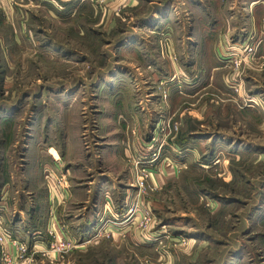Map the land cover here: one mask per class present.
<instances>
[{
    "label": "rangeland",
    "instance_id": "obj_1",
    "mask_svg": "<svg viewBox=\"0 0 264 264\" xmlns=\"http://www.w3.org/2000/svg\"><path fill=\"white\" fill-rule=\"evenodd\" d=\"M256 7L264 0L0 4V213L19 200L27 221L21 240L14 222L0 225L29 249L72 244L31 264H264ZM49 151L65 190L46 241L30 215L52 209L36 190Z\"/></svg>",
    "mask_w": 264,
    "mask_h": 264
},
{
    "label": "crops",
    "instance_id": "obj_2",
    "mask_svg": "<svg viewBox=\"0 0 264 264\" xmlns=\"http://www.w3.org/2000/svg\"><path fill=\"white\" fill-rule=\"evenodd\" d=\"M256 8L258 9L259 7H256ZM263 10H264V7H260L259 13H263ZM219 41H221V40L219 39ZM260 52H261V58L264 59V37L262 38V46L260 48ZM223 69L224 68H217L216 70L221 71ZM51 156H53V155L51 154L50 151H49V155L44 154L43 159H51V160H49V162H47L46 160L43 163L40 162V168L39 167L38 168L40 170V173L42 174V167L44 166L43 172L45 174V178H44L45 182L41 181L43 184L41 182H39L38 187L37 188L35 187V188L37 191L42 190V189L45 191V194L43 195L44 196L43 199L45 198L47 200V202H49V205H50V202L52 203V209L50 207V209L46 212V214L45 213L42 214V213H40L41 212L40 210L34 209L30 215V222L33 221L36 224V226H38L37 230L34 229V231H35L34 234L40 235L41 237L39 236V238L44 239V240L46 239V241L48 239V237L46 236V233H45L46 229L54 231L55 233H57V230H56L57 229V223L56 222L59 221L60 218H59L58 214L55 213L53 207L56 206L55 209H57L58 208L57 206H59L60 204L63 203L60 200L63 199V192L62 191L65 190L63 188H59L57 185V179H58L57 167H59V164L56 162V160L58 159V157L56 159H54ZM51 167H53V168H51ZM2 184H1L2 186H1V190H0V193H1L0 203H4L5 201H8V196H9L8 194L6 195L2 192V190H5V187L8 186L7 185L8 183L5 181V179H3ZM60 192H62V193L60 194ZM88 192L89 191H87V193ZM87 193H86V195H87ZM16 202H17V204L14 203V207H13L12 211H10V209H9V210H5L3 212V214L0 213V217H1L0 219L5 222V225H7L6 223L11 224V221L14 222L15 230L13 229V234L15 235V237L17 239L21 240L22 230H19L17 228L20 227L19 226L20 223L26 224L27 221H26V217L24 216L25 214L23 213L24 210H22V208L18 205L19 200ZM8 205L11 207L10 203ZM85 205H90V201H88V200H87V202L85 201ZM17 206H19V207L17 208ZM85 207H87V206H85ZM82 220L86 221L87 217L82 218ZM40 225H42V226H40ZM20 229H21V227H20ZM27 235L29 237V234H27ZM7 249H8V251H10V253H12V255L16 254V251L12 247H7Z\"/></svg>",
    "mask_w": 264,
    "mask_h": 264
},
{
    "label": "built area",
    "instance_id": "obj_3",
    "mask_svg": "<svg viewBox=\"0 0 264 264\" xmlns=\"http://www.w3.org/2000/svg\"><path fill=\"white\" fill-rule=\"evenodd\" d=\"M4 1L5 0H0V4ZM7 247H12L16 251L14 257L12 253L8 251ZM71 247L72 244L70 245V242L60 243L59 240H57L55 244H50L47 249L40 244H37V242H34L31 249H29V246L25 245L17 239L12 238L11 234L6 229H2L0 225L1 264H31L33 261V256L37 253L43 255L47 253L49 255L51 253L63 252L64 250Z\"/></svg>",
    "mask_w": 264,
    "mask_h": 264
},
{
    "label": "bare ground",
    "instance_id": "obj_4",
    "mask_svg": "<svg viewBox=\"0 0 264 264\" xmlns=\"http://www.w3.org/2000/svg\"><path fill=\"white\" fill-rule=\"evenodd\" d=\"M52 153H54V152H52ZM57 156V155H56Z\"/></svg>",
    "mask_w": 264,
    "mask_h": 264
}]
</instances>
